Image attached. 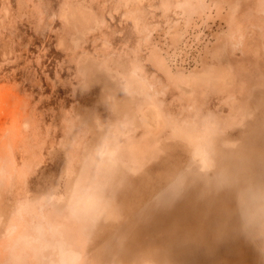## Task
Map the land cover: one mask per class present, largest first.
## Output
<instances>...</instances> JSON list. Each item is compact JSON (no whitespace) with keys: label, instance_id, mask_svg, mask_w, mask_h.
Returning <instances> with one entry per match:
<instances>
[{"label":"rangeland","instance_id":"obj_1","mask_svg":"<svg viewBox=\"0 0 264 264\" xmlns=\"http://www.w3.org/2000/svg\"><path fill=\"white\" fill-rule=\"evenodd\" d=\"M254 196L264 0H0V264H264Z\"/></svg>","mask_w":264,"mask_h":264},{"label":"clouds","instance_id":"obj_2","mask_svg":"<svg viewBox=\"0 0 264 264\" xmlns=\"http://www.w3.org/2000/svg\"><path fill=\"white\" fill-rule=\"evenodd\" d=\"M102 155V153H101ZM91 203V198L85 193L84 198L78 200V207H82L84 210L87 209L88 205ZM249 212L253 219L264 222V196H254L252 200V206ZM68 264H76L75 260L68 261Z\"/></svg>","mask_w":264,"mask_h":264}]
</instances>
